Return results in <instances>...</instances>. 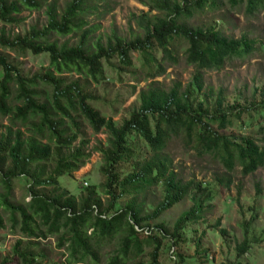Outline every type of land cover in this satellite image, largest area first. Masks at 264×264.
Masks as SVG:
<instances>
[{"label":"trees","instance_id":"obj_1","mask_svg":"<svg viewBox=\"0 0 264 264\" xmlns=\"http://www.w3.org/2000/svg\"><path fill=\"white\" fill-rule=\"evenodd\" d=\"M103 1L106 0H68L60 4L59 0H0L3 24L21 23L18 14L22 11L45 10L47 18L44 27H32L30 36L11 38L3 29L0 33V49L19 56L46 55L49 59L45 74L28 77L10 62L9 54L0 53V121L10 117V124L0 131V230L6 228L7 214L11 232L22 235L12 249L20 264H99L103 258L108 264H128L141 254L144 245L150 244L154 247L147 264H160L161 241L157 233H164L165 238L169 234L172 246L184 245L186 228L205 220L213 210L216 194L208 184L186 180L172 167L165 150L173 138H181L197 155L219 161L227 173L236 166L241 167L243 175L264 167V145H258L251 136H228L215 129V125L225 129L239 122L247 128H258L257 132L264 131V99L239 108H224L225 111L219 94L214 99L215 107L209 103L204 107L203 99L194 102L204 87L200 69L219 70L253 51L246 37L233 39L213 26L195 27L188 23L196 13L216 8L219 0H141L148 11L132 15L130 39L114 32L106 39L94 40L95 27L83 30L84 17ZM230 1L233 5L245 3L249 15L264 8V0ZM73 33L78 35L77 43L59 42V38ZM179 42L186 43L182 53ZM133 52L141 61L138 82L164 75L168 67L179 63L181 56L199 72L184 90L178 82L166 88L152 81L140 91L139 108L117 126L112 118L89 104L92 97L86 91V82H100L105 62L117 59L124 66L122 69L134 66ZM65 74L78 78L67 83ZM81 78L86 82L81 83ZM39 84L53 91L44 102L39 101L40 92L34 89ZM71 111L80 114L94 134L102 130L108 134L107 145L97 148L103 158L106 204L95 186L87 187L84 195L76 197L60 185V177L84 165L80 147L68 157L61 154L81 134L69 135L63 119H57L60 112L80 132ZM17 123L30 126L29 135L14 129ZM137 141L147 147L148 156L138 159ZM52 159L55 167L45 175V163ZM124 162L132 163L134 170L121 179L117 167ZM39 165L40 169H33ZM21 177H27L30 184L29 200L14 203V181ZM231 182L228 177L218 181L227 188ZM157 186L162 188L163 200L146 211L137 197ZM128 194L135 198L117 208L118 201ZM185 200H189L190 207L174 221L171 232L163 224L151 227L152 222ZM254 219L251 216L244 224V241L237 248V257L245 255L252 246L248 231ZM48 238H54L63 250L65 263L51 260L40 247L39 239ZM196 244L200 246L199 242ZM7 261L3 257L0 264Z\"/></svg>","mask_w":264,"mask_h":264},{"label":"rangeland","instance_id":"obj_2","mask_svg":"<svg viewBox=\"0 0 264 264\" xmlns=\"http://www.w3.org/2000/svg\"><path fill=\"white\" fill-rule=\"evenodd\" d=\"M66 1L68 0H59V3L64 4ZM143 11L147 12L148 7L141 0H106L97 4L93 12L84 17L83 30L95 27L92 33L94 40L99 37L106 39L114 32L130 39L131 24H134L132 15H138ZM18 17L22 19L18 25H7L0 22V33L3 29L6 36L11 38L16 35L30 36L33 26L42 28L47 22L45 10L22 11ZM188 23L195 27L213 26L214 29L220 30L223 35L233 39L246 37L253 47L251 53L226 63L219 70L200 69L204 87L194 102L198 103L203 99L204 107L208 103L215 107L214 99L221 95L223 110L224 108L230 110L232 107L239 108L252 103H260L264 99V8L259 13L249 15L246 12L245 3L233 5L230 0H219L216 8L196 13ZM58 40L59 42L67 41L69 45H73L77 43L78 35L73 33ZM177 45H179V52L181 53L186 48L184 42H179ZM0 53L9 54L10 62L20 69L23 76L33 77L36 74H45L49 69V59L46 55L28 53L25 56H19L3 49H0ZM132 54L136 58L134 66L131 67L122 69L124 66L117 59L111 63L105 62L104 76L99 83L92 80L86 82L85 79L81 78V83L86 82V91L92 97L89 104L100 111L103 116L112 118L117 126H121L130 114L139 108L140 91L152 81H158L166 88L171 87L174 82H178L181 83L184 90L199 72L196 67L186 63L181 56L179 63L168 67L164 75L156 77L154 80L144 79L138 82V79H141L139 76L141 61H139L136 52ZM64 76L67 78V83L74 82L78 78L74 74H65ZM34 89L40 92V102L51 98L50 95L53 92L51 89L41 84ZM71 114L76 117L80 132L73 127L69 118L63 117L60 112L56 114L57 119H63L69 135L81 133L73 146L70 149H62L61 154L68 157L74 149L80 147L81 153L84 155L81 160L84 165L76 171L60 177V185L76 197L84 195L87 187L95 186L104 204H106L108 198L103 192L105 178L101 172L103 158L97 148L107 145L108 134L105 130L94 134L80 114H75L72 111ZM9 119L10 117L1 119L0 131H5L4 127L10 124ZM14 129L24 131L27 136L30 126L27 128L17 123ZM215 129L228 136L239 138L251 136L258 145H264V131L257 132L258 128H254V126L247 128L241 123L235 122L225 129H220L215 125ZM136 144L138 159L149 155L143 142L137 141ZM165 154L172 161V167L181 173L186 180L208 184L214 190L216 198L213 202V210L206 216L205 220L186 228V243L184 245L172 246V240L168 237L169 234L166 235L167 238L163 237L164 233L156 234L161 241L160 264H236L238 261H241L242 264H264V167L253 174L243 175L241 167L236 166L233 172L227 173L219 161L209 156L197 155L195 150L184 145L181 138H173L168 143ZM54 167L53 159L45 163V175H49ZM33 169H40V165L33 167ZM133 170L134 166L130 162H124L117 167L121 179ZM222 177H228L232 180L229 188L218 183ZM29 185L27 177L16 179L11 200L14 203H20L23 199L28 201ZM133 195L123 196L118 201L117 208L125 207L135 198ZM137 200L143 202L145 210L150 212L163 200L161 186L154 187L146 194L137 197ZM189 207V200H185L168 210L159 220L150 225L155 227L157 224H163L171 232L174 221ZM251 216H255L248 231V240L252 246L245 255L237 257V248L244 241V224ZM4 224L6 228L0 230V260L7 257L8 261L5 264H20L18 258L13 255L12 249L22 238V235L19 232H11L7 214H4ZM39 242L40 247L49 254L51 260L65 263L63 250L57 247L54 238L39 239ZM197 242L200 246H197ZM113 247L114 245L110 246L104 253ZM153 247V244L144 245L141 254L133 257L128 264L149 263ZM181 257H183L182 260ZM99 264L108 263L103 258Z\"/></svg>","mask_w":264,"mask_h":264}]
</instances>
